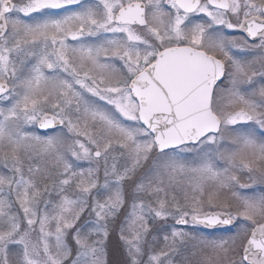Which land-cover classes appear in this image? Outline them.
<instances>
[{"label":"snow or ice","instance_id":"6c2138e0","mask_svg":"<svg viewBox=\"0 0 264 264\" xmlns=\"http://www.w3.org/2000/svg\"><path fill=\"white\" fill-rule=\"evenodd\" d=\"M0 264H264V0H0Z\"/></svg>","mask_w":264,"mask_h":264}]
</instances>
